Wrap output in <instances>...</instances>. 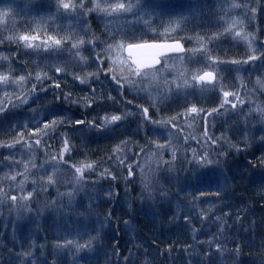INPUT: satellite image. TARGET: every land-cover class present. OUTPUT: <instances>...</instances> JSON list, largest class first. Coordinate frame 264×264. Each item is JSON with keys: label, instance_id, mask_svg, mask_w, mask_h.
<instances>
[{"label": "snow or ice", "instance_id": "snow-or-ice-1", "mask_svg": "<svg viewBox=\"0 0 264 264\" xmlns=\"http://www.w3.org/2000/svg\"><path fill=\"white\" fill-rule=\"evenodd\" d=\"M197 6L190 9L188 15L181 14L164 20V13L157 11L159 5L148 3L147 0H54V3L48 0L47 6L41 8L34 6V0H25L21 11L48 13L46 16L39 15V18L34 16L31 21L14 20L15 8L10 2L0 7V26L4 32L11 33L7 35L6 41L0 39V44H15L18 55L34 54L39 58L38 62L33 61V67L25 65L21 68L24 74H18L12 66L11 52L8 55L0 53V60L7 62V68L0 64V69H3L0 71V92L3 93V98H0V119H5L10 114L14 116L13 109L16 108H25L31 113L26 122L13 126L9 121V127L5 131L13 136V140L8 143L0 142V148L9 150V155L0 162V170L8 168L12 173L5 172L0 176V206L7 204L10 210L17 211L18 217L22 218V213L26 212L29 214L28 218H31V206L35 204L36 197L41 193L49 196L50 190H53L55 199L46 200L44 207L56 211L66 221L64 201L67 200L68 207L75 212L74 201L83 193L88 197L87 207L77 214L84 220L93 216L96 218L92 229L85 225L68 227L63 233H58L55 249L74 251L76 254L82 251L95 252V244L110 239L115 241L111 251L116 259L108 264H136L139 256L134 255L131 250L127 254L120 251L123 238L105 233V229L116 232L111 229L116 208L98 210L91 190H96V199L102 200L104 204H111L114 199L111 185L115 183L120 187L123 183L124 197H129L130 192L139 186L137 199L154 201V182L145 176L141 158L145 162L154 161L157 172H174L178 154L182 155L183 163L191 166L190 175L184 177L180 191L192 196L193 207L185 205L186 210H182L177 204L176 211L179 215H174L175 229L170 228V232L185 230L187 234L189 224L197 220L203 227L208 217L203 211L194 214L195 205L210 202L201 198L212 196L220 201L224 200L221 193L227 195L229 177L220 168V158L228 154L224 151L225 146L228 150L241 152L239 145L242 143L244 148L255 147L256 151L261 152L256 164L248 162L253 169L257 166L261 169L258 178H249V184L257 185L261 193L260 199L264 200V103L256 104L255 99H250L256 97L257 93L264 96V41L259 39L260 35H264V29L253 24L259 18L258 13H264V0H213L212 15L218 19H215L212 26L217 31L211 36L184 38L185 43L195 40L200 45L198 48H186L180 42L179 33L194 30L188 29L187 25ZM92 13L97 15L92 16ZM86 16L103 25L100 36L94 32L89 34L85 27L88 24L84 19ZM74 18L81 26L82 34L75 32L71 25L67 29L57 27L46 30L49 21L54 23ZM137 25L140 26L139 29ZM17 29L23 31L17 34ZM223 39L243 42V57L222 59L214 54L210 45ZM168 40L175 42L168 43ZM66 51L70 59L65 58ZM196 54L202 59L195 62L202 63V67L196 70L185 68V62L189 65L194 63L192 57ZM89 68L94 70L85 71ZM170 74L173 75L172 80L168 79ZM69 77L72 87H80V95L76 99H73L71 90L65 92L62 89L60 81H63L64 88H68ZM226 79H230L231 84L226 85ZM49 82L52 86L45 87ZM229 88L234 90L229 91ZM57 90H60L59 93ZM209 90L210 102L218 101L217 106L198 107ZM50 91L51 101L40 103ZM165 101L169 103L165 104ZM5 103L9 106L6 107ZM172 104L180 106L182 111L174 115H161L165 108L171 110ZM221 110L227 111L229 115H243L244 120L242 123L229 125L226 129H216L212 121L224 114ZM181 117L185 119L182 121ZM252 120L256 121L255 125ZM188 121H202V133L200 136L191 133L184 135L181 142V133ZM224 123L227 124V121ZM132 125H135L134 130L129 132ZM187 126L192 128L193 125L188 123ZM217 130L221 133L219 136L215 134ZM226 132L242 137V141L233 143ZM256 133H260L258 139ZM133 136L137 139L132 140ZM73 137L79 139V146L72 143ZM48 141L57 143L53 145ZM101 141H108L104 148L105 155L93 159L87 149L91 144ZM192 141H195L196 147L191 146ZM41 151L45 159L43 163H38L34 152ZM165 154L169 155V159H165ZM249 154L255 155L254 152ZM17 155L19 159L16 158ZM21 166L22 170H19ZM205 168L214 173L218 171L223 180V183L213 182L215 192L203 190L204 181L201 176L204 173L200 170ZM29 176L35 178L30 181ZM18 177L22 179L18 180ZM170 178L179 181V177ZM29 187L31 191L27 190ZM61 188L65 190L61 191ZM105 191L107 199L102 196ZM115 196L118 197V194ZM159 200L160 211L164 215L173 211L171 198L163 189L160 190ZM165 202L168 204L167 208L163 207ZM124 203H127L124 199L117 200L118 207H122ZM214 206H209L207 213H212ZM234 207L233 203H222L217 211L223 212L225 208ZM243 211L245 210H236L233 224L241 219L240 213ZM228 219H232L231 212H224L223 217L217 216L216 222H224L220 238L214 237L200 245L203 247L207 243L209 261L213 255L219 258L222 252H226L225 246L228 243L234 245L228 255H240L242 252L236 238L229 239L231 227L226 224ZM181 220L187 222L180 223ZM123 223L126 230H131L129 221ZM93 231L95 235H91ZM246 231L249 246L260 250L259 254H251L249 264H264V236L252 228ZM192 233L195 239L196 230L192 229ZM160 235H164V232L161 231ZM236 236L239 237L240 233ZM257 238L259 244L256 243ZM11 243V248L3 246L0 264H36L31 259L33 254L30 251L14 250L17 246L15 229ZM127 243L129 241H125L124 246ZM213 244L215 253H211ZM193 250L189 245L181 251L187 253ZM137 251L139 252V248ZM173 251L176 248L170 242L166 255L170 256ZM140 255L146 257L147 250ZM188 259L192 257L189 256ZM72 264H79L77 256L73 257ZM143 264H152V261L145 259ZM197 264H203V261H198Z\"/></svg>", "mask_w": 264, "mask_h": 264}, {"label": "trees", "instance_id": "trees-1", "mask_svg": "<svg viewBox=\"0 0 264 264\" xmlns=\"http://www.w3.org/2000/svg\"><path fill=\"white\" fill-rule=\"evenodd\" d=\"M12 3L15 8V15L13 17L16 21H22L24 19H31L35 16L39 18V15H48L46 12L37 13L35 11L26 13L21 11L24 6L25 0H0V7H3L5 3ZM87 2V0H86ZM148 3H156L159 5L157 9L158 12H163L164 15L162 19L167 20L170 17L176 18L181 14L188 15L190 9L195 10L190 18V22L187 25L188 29L194 30H186L179 33V38L182 43L185 44L186 48H198L200 45L196 43L195 40L192 43H185L184 38L186 37H196V36H211L214 34L217 29L212 26L214 24L215 19L218 17H214L212 15V7L213 0H147ZM54 3V0H52ZM48 4V0H34V6L36 8L46 7ZM97 15L96 13H92V16ZM258 20L254 21V25H259L261 29H264V13H258ZM84 19L88 21V24L85 26L89 31V34L95 33L97 36H100L103 25L100 21H94L90 16H86ZM129 19H131L129 17ZM210 22H212L210 24ZM72 26L75 32L81 33V26L78 25L77 19L72 20H57L56 22H48V29H56L57 27L67 29L69 26ZM199 25V26H197ZM139 25H137V29H139ZM23 29H17V34H20ZM9 32H4L2 26H0V39H5L7 35H10ZM63 34V33H61ZM82 34V33H81ZM260 41H264V35H260ZM210 48L213 49L214 54H218L222 59H230L233 57L241 58L244 55L245 48L243 42H233L230 39H223L220 42H214L210 45ZM16 45H9L7 42L0 44V53L4 55H8L9 52L12 54L13 60V68L17 71L18 74H24L21 71L25 65L28 68L33 67V61L38 62V57L33 55H18L15 51ZM23 51V50H22ZM30 51V50H29ZM225 52H227V56H225ZM85 55H87L85 53ZM66 59H70L69 53L66 51L64 53ZM175 59V57H174ZM194 63L188 64L185 62L184 67L190 68L192 70H196L202 67V63H197L195 61L201 60L198 54L193 55L192 57ZM171 63V62H170ZM0 64L4 65V68H7V62L0 60ZM179 68V65H177ZM94 69L89 68L85 71H92ZM3 71V69H0ZM225 75H227L225 73ZM168 79L172 80L173 75H168ZM62 84L63 91L67 92L71 90L73 92V99H76L77 96L80 95V87H72L71 86V77H69V87H63V81H60ZM78 85V82H76ZM225 84H231L230 79L225 80ZM51 82L45 85V87H51ZM94 87H97L94 85ZM99 91V89L97 88ZM164 89H161L163 91ZM229 91L234 89L229 88ZM11 91V89H9ZM60 90H57L59 93ZM0 98H3V93L0 92ZM52 99L51 91L48 93L47 97H44L40 103L49 102ZM82 99V97H81ZM211 91H208V94L205 96L204 101L197 105L198 107L212 108L216 107L218 101L216 103H211ZM250 99H255L256 104L264 103V96H260L257 93L256 97H250ZM134 103H144V101H134ZM169 103V101L164 102ZM182 103V101H181ZM5 106L9 105L5 103ZM37 105H33L36 107ZM147 106V105H145ZM182 111V108L177 104H172L171 110L164 109L161 112V115H174L176 112ZM224 114L220 116L218 119L212 121L215 124L216 129H226L229 125H234L237 123H242L244 120V116L240 114L229 115L227 111L221 110ZM245 112H247V108H245ZM14 116L12 114L5 119H0V142L8 143L13 140V136L9 135L5 130L9 127V121L11 124L15 126L18 123L26 122L27 118L31 115L30 112L25 108H16L13 109ZM79 115V113H77ZM182 121L185 119L184 117L180 118ZM227 121V124L224 121ZM192 123V128H188L187 124ZM202 121L192 122L188 121L184 124L183 132L181 133V142L184 135L189 133L200 136L202 133ZM252 124L255 125L256 121L252 120ZM258 126V125H257ZM135 125H132L131 128L128 129L129 132L134 130ZM212 130L210 129V132ZM215 134L219 136L220 131H216ZM229 139L233 143H238L242 141V137L233 136L231 132H226ZM260 133H256V137L258 139ZM132 140H136V137H131ZM163 142V141H161ZM49 144L55 145L56 141H48ZM72 143L77 144L78 146L81 144L77 137L72 138ZM108 145V141H101L100 143H93L89 146L87 151L89 155L92 156L93 159H99L105 155L104 148ZM192 147H196L195 141H192ZM242 149L241 152H237L235 149L228 150L225 146L224 151L228 154L220 158V168L224 171V173L229 177L227 183V195L221 193L224 196V200L220 201L212 196H206L201 199H206L210 203L195 205V212L200 213L203 211L208 219L204 222L203 227L201 223L197 221H193L189 224V229L187 230V234H185V230H174L172 232L169 231L170 228L175 229V224L173 222L174 215H179L176 211V206L179 204L182 210L184 206L187 205L188 208L193 207L192 196L187 194L185 191H180L181 186L184 184V177L186 175H190V167L187 163L182 162V155L178 154L179 159L175 162V171L172 173H167L164 171L157 172V164L154 161H147L141 158L140 163L144 167L145 176L154 182V194L156 199L153 200H138L137 197L140 193L139 186L136 187L135 191H131L129 197H124V185L120 184V187H117L115 183L111 185L112 192L114 194V199L111 204H104L102 200L96 199V190L92 191V196L94 202L98 205V210L100 209H108V208H116V215L113 218V224L111 225V229L116 230V232L110 231V229H105V233L108 235H117L122 237L120 251L127 254L129 250L134 255L139 256V259L136 261V264H143L145 259L152 261V264H197L198 261H203V264H249L251 254L256 253L259 254L260 250L255 247H250L247 242V229H255L256 232L260 233V235L264 236V200L260 199L261 193L258 191V187L255 184H249V178L252 176L259 177L261 169L259 166L256 168H252L249 166L248 162L251 161L253 164H256L257 159L261 156V152L256 151L255 147L252 148H244L243 144L239 145ZM138 151V149H136ZM254 152L255 155H251L249 153ZM9 155V150L6 148H0V162L4 161V157ZM191 152L189 151V156ZM34 156L37 159L38 163H43L45 157L43 152L35 153ZM143 157V154H141ZM19 159V155L16 157ZM78 159H83L82 157H78ZM165 159H169V155L165 154ZM132 163V161H129ZM194 166V165H193ZM183 169V170H181ZM22 170V166L21 169ZM201 173L204 175L201 176V179L204 181L203 190L206 192H215L216 188L214 187L213 182L223 183L222 178L219 175V172H211L208 171L207 168L201 169ZM5 172H9L8 168H2L0 170V176H3ZM9 174H12L9 172ZM40 173L37 171V175ZM170 177H179V181L176 179H172ZM35 177L29 176V180L31 181ZM22 179V177L17 178ZM137 185H139V170H137ZM107 188L108 185H105ZM131 187V186H129ZM163 189L165 193L171 198V206L173 211L169 212L167 215H164L163 212L160 211V200L159 194L160 190ZM31 191L29 187L27 189ZM64 188H61V191H64ZM51 195L46 196L44 193H41L38 197H36V202L33 204L31 211V218L29 214L26 212L22 213V218L18 217V213L15 209L9 208L7 204L0 206V252H2L3 246L7 245L9 248L12 247L11 238L13 229H15L16 235V248L15 251H30L33 255L31 257L32 260L36 261V264H72L73 257L77 256L79 259V264H108L109 261H113L116 259L112 255V247L115 244V241L110 239H104L101 242L94 245L97 249L95 252H87L82 251L79 254L73 252H68L67 250L55 249V244L57 243V235L58 233H63L68 227L75 228L77 226L84 227L85 225L92 229L95 227V216L90 217L88 220H84L77 213L83 212L87 207L88 197L81 193L77 200L74 201L75 212L72 208L68 207L67 200L64 201V211L67 213L66 221L62 219L56 211L51 208H45L46 200L50 201L55 199V192L50 190ZM177 193H179L177 195ZM118 194V197L115 196ZM26 195V193H25ZM104 199H107V192L102 193ZM229 197L232 199L230 200ZM124 199L127 203H124L122 207L117 206V200ZM222 203H233L235 204L234 208H225L223 212L217 211L218 208L221 207ZM214 204L213 212L207 213V208ZM163 207L167 208L168 204L165 202ZM43 209V211H41ZM237 209H244L245 211L240 213L241 219L236 221L233 224V221L236 219L235 214ZM129 212L131 213L129 215ZM224 212H231L232 219L226 220V224L231 227V232L229 233V239L236 238L237 243L241 245L242 252L240 255H236L233 253L232 255H228L229 252H232L234 245L228 243L225 247L227 249L226 252H222L219 258L216 255H213L211 261L207 259V255L210 254L208 250L207 243H204V246L201 247L202 242H206L212 240L214 237L220 238L219 233L223 226L224 222H216V217H223ZM117 217L119 219H117ZM123 221H129L131 225V230L125 229V224ZM180 223H186L187 221H179ZM241 223L243 227H241ZM192 229L196 230L197 236L193 239ZM163 231L164 235H160V232ZM204 232L208 233L207 235H199V233ZM240 233V236L237 237L236 234ZM96 233L93 231L91 235H95ZM72 238V237H69ZM87 237H85V240ZM129 241L126 246H124V242ZM84 241L82 240L81 243ZM172 242L175 245L176 251H173L170 256L166 255V251L168 249L169 243ZM259 239L257 238L256 243L259 244ZM23 246L22 248L20 246ZM30 245H34L30 247ZM134 245L136 247H134ZM191 245L193 247V251L191 252H182L181 250ZM139 248V252L137 251ZM105 249L107 250V254H105ZM159 249V252H157ZM147 250L148 255L145 257L140 255ZM58 253V255H57ZM211 253H215V244L212 245ZM191 256L192 259H188ZM20 264V262H17Z\"/></svg>", "mask_w": 264, "mask_h": 264}, {"label": "water", "instance_id": "water-1", "mask_svg": "<svg viewBox=\"0 0 264 264\" xmlns=\"http://www.w3.org/2000/svg\"><path fill=\"white\" fill-rule=\"evenodd\" d=\"M166 42H168V43H174L175 41H173V40H168V41H166ZM181 42V41H180ZM182 43V42H181Z\"/></svg>", "mask_w": 264, "mask_h": 264}]
</instances>
